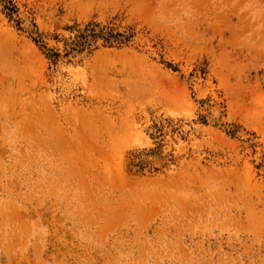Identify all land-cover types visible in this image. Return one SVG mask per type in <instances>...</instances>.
Here are the masks:
<instances>
[{
	"label": "rangeland",
	"instance_id": "rangeland-1",
	"mask_svg": "<svg viewBox=\"0 0 264 264\" xmlns=\"http://www.w3.org/2000/svg\"><path fill=\"white\" fill-rule=\"evenodd\" d=\"M0 264H264V0H0Z\"/></svg>",
	"mask_w": 264,
	"mask_h": 264
}]
</instances>
